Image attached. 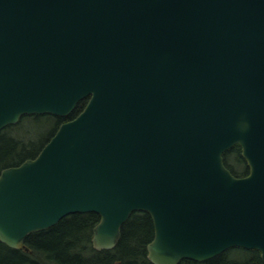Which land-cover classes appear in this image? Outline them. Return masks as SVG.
<instances>
[{
	"label": "water",
	"instance_id": "obj_1",
	"mask_svg": "<svg viewBox=\"0 0 264 264\" xmlns=\"http://www.w3.org/2000/svg\"><path fill=\"white\" fill-rule=\"evenodd\" d=\"M84 98L0 170V242L94 212L110 249L145 211L153 264L231 247L264 264V0H0V130ZM235 144L244 176L223 163Z\"/></svg>",
	"mask_w": 264,
	"mask_h": 264
},
{
	"label": "trees",
	"instance_id": "obj_2",
	"mask_svg": "<svg viewBox=\"0 0 264 264\" xmlns=\"http://www.w3.org/2000/svg\"><path fill=\"white\" fill-rule=\"evenodd\" d=\"M87 102L80 100L65 117L52 114L22 115L15 124L0 130V170L34 157L65 120L73 118ZM43 123L48 127L40 130ZM42 124V125H41ZM39 127V128H38ZM223 163L235 176H244L249 167L235 144L223 154ZM99 215L76 212L54 225L29 233L23 247L11 248L0 242V264H153L146 245L152 239V218L145 211H133L121 225L120 237L113 248L96 250L92 229ZM177 264H263L259 251L231 247L209 259H181Z\"/></svg>",
	"mask_w": 264,
	"mask_h": 264
},
{
	"label": "rangeland",
	"instance_id": "obj_3",
	"mask_svg": "<svg viewBox=\"0 0 264 264\" xmlns=\"http://www.w3.org/2000/svg\"><path fill=\"white\" fill-rule=\"evenodd\" d=\"M42 125V124H41ZM40 127V130H44L45 128H47L48 127V125L47 124H45V123H43V125L42 126H39ZM38 127V128H39Z\"/></svg>",
	"mask_w": 264,
	"mask_h": 264
}]
</instances>
